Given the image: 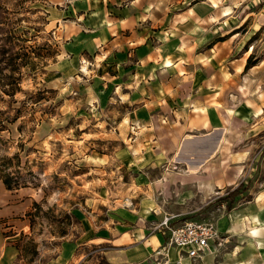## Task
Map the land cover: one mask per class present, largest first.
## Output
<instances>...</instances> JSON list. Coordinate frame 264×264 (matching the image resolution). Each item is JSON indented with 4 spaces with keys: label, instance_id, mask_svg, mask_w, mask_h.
I'll return each instance as SVG.
<instances>
[{
    "label": "crops",
    "instance_id": "crops-1",
    "mask_svg": "<svg viewBox=\"0 0 264 264\" xmlns=\"http://www.w3.org/2000/svg\"><path fill=\"white\" fill-rule=\"evenodd\" d=\"M62 1L65 8L49 9L47 17L48 25L63 22L57 26L65 37L63 53L79 60L101 51L112 61L115 72L125 74L113 85L115 94L129 105L140 100L122 117L132 125L139 124L142 128L137 139L144 138L141 143L134 138L126 146L125 164L132 165L141 158L145 168L165 170L153 179L143 176L140 185H134L129 198L124 199L133 204L119 208L123 219L114 222V234L87 241L81 237L64 239L55 256L50 250L33 258H27L17 246V235L22 232L7 225L13 223L14 216L31 209L36 199L24 189H8L0 176V264H85V247L104 241L110 245L108 264H175L179 254L172 249L166 254L164 247L170 231L161 221L183 212L171 214V205L161 203L159 187L179 182L201 186L203 194L216 192L218 196L250 182V200L242 198L246 203L225 212L230 218L223 226L227 233L238 236L241 243L237 248L243 249L240 259L264 264V176L258 179L253 173L246 180L244 162L248 156L241 151H231L229 155L231 147L225 145L231 113L236 114L238 108L230 107L229 91L250 83L253 88L264 85V59L245 69L248 57L254 54L252 49L243 47L231 61L228 42L233 36L214 41L220 30H226L221 37L228 35L231 25L263 27L264 0H195L185 8L197 11L206 5L209 12L190 16V26L177 32L180 22L166 15L171 0ZM241 97L256 101V96ZM237 116L239 121L251 118L241 112ZM188 162H195L196 172L187 170ZM171 166L181 172L167 171ZM76 211L72 215L79 218ZM152 225L158 228L151 230Z\"/></svg>",
    "mask_w": 264,
    "mask_h": 264
},
{
    "label": "rangeland",
    "instance_id": "rangeland-1",
    "mask_svg": "<svg viewBox=\"0 0 264 264\" xmlns=\"http://www.w3.org/2000/svg\"><path fill=\"white\" fill-rule=\"evenodd\" d=\"M178 1L171 0L166 13L168 18L175 17L180 22L176 32L190 26V16L195 18L209 12L206 5L197 11L185 8L195 0ZM56 7L64 9L65 2L0 0V16L4 22L0 27V53L5 49L9 56L25 54L30 62L23 65L20 64L23 60H18V70L11 79L5 77L11 72L10 66L0 63V176L11 182V190L24 189L36 199L31 209L14 216L13 223L7 225L16 227L12 231L22 232L16 242L27 258L50 250L55 256L64 239L81 237L87 241L114 234L111 229L114 222L123 219L119 208L133 204L124 199L129 198L134 185H140L143 176L153 179L165 170L147 169L141 158L132 165L125 164L126 146L139 137L142 127L122 117L126 111L136 108L140 100L129 105L115 94L113 85L118 79H124L125 74L115 72L112 61L102 56L101 51L79 60L63 53L65 37L57 28L63 22L48 25L47 11ZM10 30L17 34L12 42L6 39ZM225 31L220 30L214 41L233 36L228 42L231 61L245 46L264 59V26L256 29L250 24L231 25L229 34L221 37ZM17 79H20L19 91L7 92L15 88ZM241 96H256V101L244 100ZM229 101L230 107L239 108V111L235 109L236 114L231 113V130L225 141L231 147L229 155L231 151L244 152L248 156L244 162L248 170L246 180L253 173L261 179L264 176V85L253 88L250 83L245 88L231 89ZM241 104L247 107L241 108ZM239 112L251 118L239 121ZM142 139L137 141L141 143ZM167 171L177 170L171 166ZM249 189L246 195L253 191ZM159 191L161 203L171 205V214L183 212L179 216H165L161 223L167 219L174 228L187 220L203 219L219 231L213 250L201 260H191L171 248L179 254L175 264H253L240 259L243 249L237 248L241 243L237 241L238 236L227 233L223 226L230 218L225 213L226 201L222 200L225 194H203L201 186L180 182L161 186ZM244 203L239 199L234 206ZM75 210L80 219L73 217ZM109 246L105 241L86 246L85 264H108Z\"/></svg>",
    "mask_w": 264,
    "mask_h": 264
},
{
    "label": "built area",
    "instance_id": "built-area-1",
    "mask_svg": "<svg viewBox=\"0 0 264 264\" xmlns=\"http://www.w3.org/2000/svg\"><path fill=\"white\" fill-rule=\"evenodd\" d=\"M162 224L170 231L164 247L166 254L173 248L192 260H201L213 250L214 244L219 240V231L214 224L203 219L187 220L174 228L168 227L167 219Z\"/></svg>",
    "mask_w": 264,
    "mask_h": 264
},
{
    "label": "trees",
    "instance_id": "trees-1",
    "mask_svg": "<svg viewBox=\"0 0 264 264\" xmlns=\"http://www.w3.org/2000/svg\"><path fill=\"white\" fill-rule=\"evenodd\" d=\"M2 11L4 12V10H2ZM1 13L2 12H0V14ZM3 24H4V22L2 20V17L0 16V27H2ZM0 34H2V33L0 32ZM8 34H9V37L6 38V39H8V42H12V40L17 36V34H15V32L12 30H10L8 32ZM0 55H1L0 63L1 62L7 63L10 66V69H11L10 74H8L7 76L5 75V77L8 79L13 78L15 72H17L18 67H19V63L17 62L18 60H20V61L23 60V62L20 63L23 65H27L28 63H30L26 60L27 56L25 54H23V55L15 54L14 56L13 55L9 56L7 50L3 49V50H1ZM259 61H260V57H256L254 54H251L247 59L245 69H249V68L255 66ZM0 73H1V69H0ZM19 80L20 79L15 80L16 85L12 91L11 90H6V91L11 92V94H15L16 92H18L20 89ZM4 181H5L7 188L11 189L12 188L11 182L9 180H6V179ZM249 186H250V182H248L246 184L241 183L234 190L228 191V193L222 197V200L226 201V204H225V212L226 213H229L233 209L237 200L242 199V198H244L245 200H250L251 196L246 195V193L249 189ZM17 246H19L22 250V246L20 244L17 243ZM22 252H23V250H22Z\"/></svg>",
    "mask_w": 264,
    "mask_h": 264
},
{
    "label": "bare ground",
    "instance_id": "bare-ground-1",
    "mask_svg": "<svg viewBox=\"0 0 264 264\" xmlns=\"http://www.w3.org/2000/svg\"><path fill=\"white\" fill-rule=\"evenodd\" d=\"M182 146H183V145H182ZM191 146H192V145H191ZM193 147H194V146H193ZM187 148H189V147H187ZM191 149H193V148L191 147ZM180 150H181V149H180ZM186 151H187V150H186ZM195 151H196V150H195ZM193 156L195 157V155H193ZM194 157H193V158H194ZM191 158H192V157H191ZM175 159H176V158H175ZM186 159H187V158H186ZM188 159H189V158H188ZM198 159H199V158H198ZM189 160H190V159H189ZM173 161H174V160H173ZM177 161H178V160H177ZM177 161H176V162H177ZM193 161H194V159H193ZM197 169H198V168L195 167V166L192 164V162H191V163L188 162V169H187L188 171H190V172H196ZM176 172H177V171H176ZM212 195H213V194H212ZM255 229H256V228H255ZM210 259H211V258H210ZM210 259H209V260H210ZM209 262H210V261H209Z\"/></svg>",
    "mask_w": 264,
    "mask_h": 264
}]
</instances>
